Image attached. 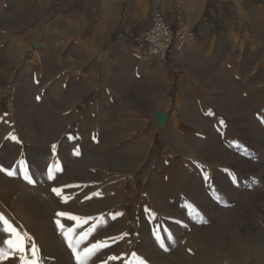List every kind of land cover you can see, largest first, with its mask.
Instances as JSON below:
<instances>
[{
	"label": "rangeland",
	"instance_id": "rangeland-1",
	"mask_svg": "<svg viewBox=\"0 0 264 264\" xmlns=\"http://www.w3.org/2000/svg\"><path fill=\"white\" fill-rule=\"evenodd\" d=\"M58 1L63 0H0V214L22 233L24 259H35L38 264H78L71 241L82 257L85 249H93L83 264H140L141 260L143 264L152 260L264 264L263 110L248 104L224 114L233 120L231 137L221 130L209 136L213 130L160 129L143 162L141 158L137 164L131 155L127 159L128 151L136 146L138 129L119 108H106L98 102L99 96H92L82 102L77 115L66 110V100L79 81L73 39L66 38L71 29L64 26ZM189 8L196 9L192 4ZM69 14L74 13L70 10ZM190 22L184 24L193 26ZM93 102L96 105L87 110ZM210 137L241 142L242 154L254 159L242 161L238 169L242 178L250 174L251 182L244 185L242 180L235 192L226 184V192L217 194L226 200L219 223L214 220L203 233H166V239L138 233L140 211L129 219L122 212L128 201L133 203L129 212L134 211V202L149 195L145 191L150 185L170 186L174 192L153 193L152 197L171 202L208 195L199 192L200 187L193 191L192 186L205 171L219 165L205 158L218 157L227 148L208 145ZM138 165L143 167L136 170ZM127 167L136 175L126 180L131 184L141 178L138 188L144 190L133 197L119 192L114 184L115 173ZM72 173L81 180L64 184L62 180ZM58 184H64L59 194L52 191ZM187 188L192 190L185 192ZM190 211L201 210H172L181 217L178 221ZM4 227L0 224V264H22L19 249L9 250L4 243L15 239Z\"/></svg>",
	"mask_w": 264,
	"mask_h": 264
},
{
	"label": "crops",
	"instance_id": "crops-1",
	"mask_svg": "<svg viewBox=\"0 0 264 264\" xmlns=\"http://www.w3.org/2000/svg\"><path fill=\"white\" fill-rule=\"evenodd\" d=\"M58 4L64 26L71 29L66 38L73 39L75 77L79 81L71 90V98L66 100V110L77 115L82 102L92 96H99L98 102L106 108H119L128 122H136L138 129L136 146L128 151L127 159L131 155L136 157L137 164L141 158L143 162L160 129L213 130L209 136L221 130L225 137H231L233 120L224 114L231 115L248 104L264 112V0H63ZM191 4L196 8L193 11L189 8ZM152 8L162 12L173 26L194 22L191 27L197 33L196 38L182 51L164 59L144 55L125 39L124 32L146 30ZM70 10L74 14H69ZM78 38L82 41H77ZM211 138L208 145L223 144L227 148L218 157L210 154L205 158L218 161L219 165L205 171L200 182L192 186L193 191L200 187L198 191L208 195L203 199L171 202L152 197L153 193L174 192L170 186L150 185L145 191L149 195L134 202V211L129 212L133 203L129 207L128 201L122 212V217L129 219L140 211L138 233L161 235V239L167 238L166 233H203L214 220L219 223L226 200L217 194L226 192V184L235 192L236 187L251 182V175L242 178L238 169L242 161L254 159L242 154L241 142ZM139 167L143 165L135 169ZM123 170L115 173L116 189L127 191L132 197L133 193H143L138 188L141 178L131 184L126 180L135 176V171L128 167ZM81 178L74 173L62 182L75 185ZM64 184H58L56 189ZM189 189L192 190L187 188L185 192ZM193 207L201 211H190L180 221L176 219L181 217L172 212ZM167 219L168 223L163 222ZM151 264H163V260H152Z\"/></svg>",
	"mask_w": 264,
	"mask_h": 264
},
{
	"label": "built area",
	"instance_id": "built-area-1",
	"mask_svg": "<svg viewBox=\"0 0 264 264\" xmlns=\"http://www.w3.org/2000/svg\"><path fill=\"white\" fill-rule=\"evenodd\" d=\"M196 36V31L189 24L173 26L162 12L156 9L150 11V25L142 33H136L134 29L124 32L125 39L133 43L144 55L159 59L182 51Z\"/></svg>",
	"mask_w": 264,
	"mask_h": 264
},
{
	"label": "snow or ice",
	"instance_id": "snow-or-ice-1",
	"mask_svg": "<svg viewBox=\"0 0 264 264\" xmlns=\"http://www.w3.org/2000/svg\"><path fill=\"white\" fill-rule=\"evenodd\" d=\"M222 123H223V121H221V124H222ZM14 138H15V137H13V139H14ZM54 147H55V146H53V148H54ZM11 174H12V173L9 172V175H11ZM26 179H27V177H26ZM52 191H53L54 193L59 194V190L56 189V188H53ZM58 215L63 216V215H65V214H64V213H58ZM72 219H76V218H75V217H72ZM0 224H2L3 226H5V227L3 228V231H5V232H7V233L12 234V235L15 236V239H14V240H13V239H9V240L4 241V243H6L7 245L10 246L9 250H12V247H15V248H18V249H19V251H20L21 254H22V257H21V259H22V264H38V261H36L35 259H33L32 261H28V260L24 259L23 253H24L25 249H24L23 246H22V245H23V241L21 240L22 233H19V232L17 231V229L14 228V227L10 224V222H9V221L3 216V214H0ZM25 239H26V238H25ZM66 239H67V237H66ZM77 243H79V242H77ZM69 247L72 248L73 254L76 256V259H77V261H78V264H83L84 260L87 259V255L90 254V253L92 252V250H93V249H85V255L82 257V256L77 252V248H76V246H74V245L72 244L71 241H69ZM32 252H33V257H35V255H36V248H35V245H34V244L32 245ZM2 254H3V253L0 252V255H2ZM133 255H135V254H133ZM140 264H143V261H142V260H141Z\"/></svg>",
	"mask_w": 264,
	"mask_h": 264
}]
</instances>
